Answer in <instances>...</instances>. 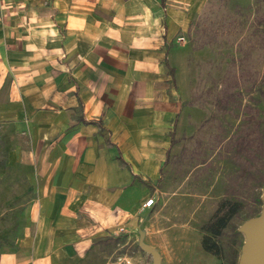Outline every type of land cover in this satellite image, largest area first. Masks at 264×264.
<instances>
[{
    "label": "crops",
    "instance_id": "crops-1",
    "mask_svg": "<svg viewBox=\"0 0 264 264\" xmlns=\"http://www.w3.org/2000/svg\"><path fill=\"white\" fill-rule=\"evenodd\" d=\"M207 2L0 0V140L33 191L24 242L0 264H87L101 239L135 229L150 198L138 203L136 175L155 181L175 144L171 132L164 152L142 147L161 124L147 111L167 48Z\"/></svg>",
    "mask_w": 264,
    "mask_h": 264
},
{
    "label": "rangeland",
    "instance_id": "rangeland-1",
    "mask_svg": "<svg viewBox=\"0 0 264 264\" xmlns=\"http://www.w3.org/2000/svg\"><path fill=\"white\" fill-rule=\"evenodd\" d=\"M172 50L158 113L147 111L161 124L146 129L154 142L142 137L141 145L164 152L171 132L175 144L155 181L136 175L138 203L150 197L154 205L136 213L135 229L101 239L87 264H152L138 245L142 219L144 242L162 264H238L240 227L263 207L264 0H208ZM25 178L10 174L0 140V261L24 242L33 196ZM231 205L216 249L205 250L209 224Z\"/></svg>",
    "mask_w": 264,
    "mask_h": 264
},
{
    "label": "water",
    "instance_id": "water-1",
    "mask_svg": "<svg viewBox=\"0 0 264 264\" xmlns=\"http://www.w3.org/2000/svg\"><path fill=\"white\" fill-rule=\"evenodd\" d=\"M261 199L263 207L260 214L248 219L240 227L245 235V240L241 247L238 264H264V188ZM143 222L144 219L140 221L138 226V245L143 251L151 255L152 264H162L159 253L144 242Z\"/></svg>",
    "mask_w": 264,
    "mask_h": 264
},
{
    "label": "trees",
    "instance_id": "trees-1",
    "mask_svg": "<svg viewBox=\"0 0 264 264\" xmlns=\"http://www.w3.org/2000/svg\"><path fill=\"white\" fill-rule=\"evenodd\" d=\"M235 211L236 209L231 205L224 213L219 214L220 210L216 213L214 222L209 224L208 227L210 236H204L202 239V246L205 250L212 251L216 249L215 238L219 237L222 230L227 227L228 221L233 217Z\"/></svg>",
    "mask_w": 264,
    "mask_h": 264
},
{
    "label": "built area",
    "instance_id": "built-area-1",
    "mask_svg": "<svg viewBox=\"0 0 264 264\" xmlns=\"http://www.w3.org/2000/svg\"><path fill=\"white\" fill-rule=\"evenodd\" d=\"M153 205H154V199L153 198H149L143 203L142 207L143 208H150ZM119 231H123V228H120Z\"/></svg>",
    "mask_w": 264,
    "mask_h": 264
}]
</instances>
